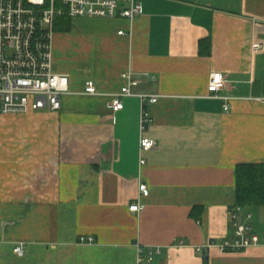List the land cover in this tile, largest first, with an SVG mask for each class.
<instances>
[{
  "label": "crops",
  "instance_id": "1",
  "mask_svg": "<svg viewBox=\"0 0 264 264\" xmlns=\"http://www.w3.org/2000/svg\"><path fill=\"white\" fill-rule=\"evenodd\" d=\"M138 1L132 21L55 30L53 69L69 77L58 112L0 117V264H139L156 249L150 264H264V247L193 248L233 237L236 166L264 162V0ZM125 72L133 95L113 111ZM89 80L99 94L85 92ZM140 94L157 97L143 133ZM143 136L152 149L141 151ZM134 201L144 210L131 212ZM245 211L264 238V208Z\"/></svg>",
  "mask_w": 264,
  "mask_h": 264
},
{
  "label": "built area",
  "instance_id": "2",
  "mask_svg": "<svg viewBox=\"0 0 264 264\" xmlns=\"http://www.w3.org/2000/svg\"><path fill=\"white\" fill-rule=\"evenodd\" d=\"M143 7L138 0H0V117L6 114L27 113L33 110L58 112L62 108V96L69 92V77L56 73L53 69V41L55 21L60 17L71 20L85 18L121 17L132 21L142 13ZM119 31V34H123ZM258 47V45H255ZM149 76V75H148ZM128 84L121 91L112 94L110 107L113 111L123 108V97L133 95L131 87L136 82L130 72L123 73ZM225 88L221 72H214L208 82V92L212 96ZM85 92L99 94L94 81L89 80ZM141 115L140 131L153 121L147 105L155 103L156 96L140 94ZM225 111L230 105H224ZM155 140L143 136L140 140L141 151L155 146ZM141 163H145L142 159ZM141 196L149 195L146 184L139 186ZM145 205L134 201L129 205L133 213H140ZM229 221L233 226V237L222 241L210 240L193 246L199 255L217 249L221 252H238L252 247H264L262 238L252 225L253 215L245 207L235 204L229 208ZM92 236H80L79 243H92ZM177 246H188L180 241ZM25 244L14 248L17 255H23ZM159 249L148 251L139 256V264L154 261Z\"/></svg>",
  "mask_w": 264,
  "mask_h": 264
},
{
  "label": "trees",
  "instance_id": "3",
  "mask_svg": "<svg viewBox=\"0 0 264 264\" xmlns=\"http://www.w3.org/2000/svg\"><path fill=\"white\" fill-rule=\"evenodd\" d=\"M70 18L60 17L55 21V30L68 28ZM236 200L243 207L264 208V162L239 164L235 170Z\"/></svg>",
  "mask_w": 264,
  "mask_h": 264
},
{
  "label": "rangeland",
  "instance_id": "4",
  "mask_svg": "<svg viewBox=\"0 0 264 264\" xmlns=\"http://www.w3.org/2000/svg\"><path fill=\"white\" fill-rule=\"evenodd\" d=\"M70 21H71V19H70Z\"/></svg>",
  "mask_w": 264,
  "mask_h": 264
}]
</instances>
